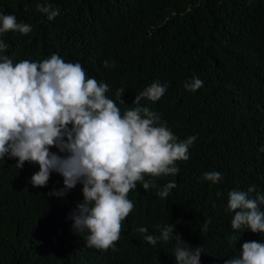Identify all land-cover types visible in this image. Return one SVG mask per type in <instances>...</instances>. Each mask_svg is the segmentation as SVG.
Instances as JSON below:
<instances>
[{
	"label": "trees",
	"instance_id": "obj_1",
	"mask_svg": "<svg viewBox=\"0 0 264 264\" xmlns=\"http://www.w3.org/2000/svg\"><path fill=\"white\" fill-rule=\"evenodd\" d=\"M37 4H51L59 15L49 20ZM0 12L32 26L27 35L0 34L8 45L0 56L14 64L28 55L40 62L57 53L106 83L109 98L125 88V103L117 101L125 110L135 107L147 78L161 80L183 98L174 118L194 106L205 119L201 128L177 131L197 137L192 157L176 162L178 174L154 178L156 187L123 221V259L96 255L86 246L87 233L72 230L68 216L83 200L81 184L66 197H50L63 186L62 176L52 173L46 187H33L38 164L18 169L15 158L0 159V264H169L165 242H143L141 226L174 225L185 247L205 245L212 252L203 264H223L219 258L238 248L239 237L250 241L246 229L231 228L234 213L226 208L233 189L255 185L250 197L264 194V0H0ZM105 60L114 66L105 67ZM193 76L203 81L195 92L184 89ZM211 171L223 179L204 180ZM170 181L177 187L159 197Z\"/></svg>",
	"mask_w": 264,
	"mask_h": 264
},
{
	"label": "clouds",
	"instance_id": "obj_2",
	"mask_svg": "<svg viewBox=\"0 0 264 264\" xmlns=\"http://www.w3.org/2000/svg\"><path fill=\"white\" fill-rule=\"evenodd\" d=\"M36 10L53 20L59 9L51 4H37ZM18 32L27 35L32 26L17 21L14 14L0 12V34ZM8 45L0 40V52ZM105 67H112L108 60ZM203 81L193 76L184 82V89L195 92ZM143 91L135 96L130 109L120 108L125 88H118L115 99L106 93L109 86L89 78L83 66L65 62L57 53L40 62L28 55L13 63L0 56V159L15 158V167L25 162L38 164L39 170L30 178L33 187H46L52 173L63 178V186L47 193L66 197L77 184L82 185L83 200L76 204L68 219L75 233H87L86 246L96 255L123 259L122 241L127 226L122 225L134 209V204L148 198L156 187L154 178L176 175L177 161H187L196 147L195 135H180L177 131L202 127L205 119L198 107H188L174 118L180 95L167 91L161 80L147 78ZM58 149L57 152L51 151ZM264 151V147H261ZM63 154V155H61ZM213 184L223 179L217 171L205 172L202 177ZM177 187L168 182L157 191L167 198ZM233 189L228 193L226 211L234 213L231 228L246 229L250 241L233 234L223 264H264V194ZM221 193H217V196ZM206 222L201 232H206ZM139 238L156 245L163 240L169 264H203L208 251L205 245L190 250L176 234L174 225L158 226L151 230L141 226ZM176 239V243L170 239Z\"/></svg>",
	"mask_w": 264,
	"mask_h": 264
}]
</instances>
